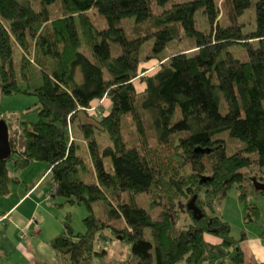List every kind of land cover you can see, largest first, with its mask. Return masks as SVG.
I'll return each instance as SVG.
<instances>
[{
	"label": "trees",
	"instance_id": "obj_1",
	"mask_svg": "<svg viewBox=\"0 0 264 264\" xmlns=\"http://www.w3.org/2000/svg\"><path fill=\"white\" fill-rule=\"evenodd\" d=\"M2 95L36 102L0 110L13 149L0 193L42 161L57 207L88 209L85 230L69 211L50 241L60 261L93 264L99 240L121 238L128 264H243L249 234L218 203L243 168L246 217L261 220L264 0H0Z\"/></svg>",
	"mask_w": 264,
	"mask_h": 264
},
{
	"label": "crops",
	"instance_id": "obj_2",
	"mask_svg": "<svg viewBox=\"0 0 264 264\" xmlns=\"http://www.w3.org/2000/svg\"><path fill=\"white\" fill-rule=\"evenodd\" d=\"M47 173L14 186L9 194L0 193V264H68L58 259L50 241L63 229L65 214L50 195ZM36 216L41 226L36 231L31 217ZM231 222V220H229ZM262 230L246 238L257 255V264L264 262V237Z\"/></svg>",
	"mask_w": 264,
	"mask_h": 264
},
{
	"label": "rangeland",
	"instance_id": "obj_3",
	"mask_svg": "<svg viewBox=\"0 0 264 264\" xmlns=\"http://www.w3.org/2000/svg\"><path fill=\"white\" fill-rule=\"evenodd\" d=\"M255 20L256 12L255 6L249 9L248 12L241 18L242 22ZM248 28L250 25L247 26ZM150 43L145 45V52L149 49ZM240 56H243L238 50H234ZM157 64V61H150L146 66L153 67ZM36 102L33 96L26 95H2L0 96V110L3 115L7 117L15 116L13 114L23 113L29 106H32ZM97 115L95 109H91L88 116L92 117ZM93 119V118H92ZM17 128V124H14L13 130ZM49 164L42 161L33 162L28 168L15 171L14 174L20 176H26L28 180H31L32 176L40 178L45 172H48ZM244 178V169L239 168L234 171V174L228 184V192L223 197L221 202L218 203V209L222 211L223 216L231 220L232 232L240 238L242 234L248 233L249 237L254 235L256 230H264V195L259 197H250L249 201L256 203L260 206L262 211L261 220L259 223L250 222L246 217L245 203H244V191L242 187V181ZM73 213L74 224L77 230H85L84 218L88 215V209L85 204H68L60 210L65 215L67 212ZM34 217H36L34 215ZM36 231H40L41 226L35 227ZM106 248L108 253L105 256H98L95 258L93 264H128L133 253V245L131 242L122 240L121 238H111L108 240L101 239L97 242V248ZM245 252V261L243 264H257L258 257L253 252L248 242L242 243L241 246ZM234 264V263H228Z\"/></svg>",
	"mask_w": 264,
	"mask_h": 264
},
{
	"label": "water",
	"instance_id": "obj_4",
	"mask_svg": "<svg viewBox=\"0 0 264 264\" xmlns=\"http://www.w3.org/2000/svg\"><path fill=\"white\" fill-rule=\"evenodd\" d=\"M13 149L11 143V131L7 120L3 117H0V158L8 159L12 156ZM252 181L257 189V191L264 192V181L259 180L256 176L252 177ZM196 198L194 197L189 203V208L194 210L195 216L200 219L203 217V212L196 204Z\"/></svg>",
	"mask_w": 264,
	"mask_h": 264
},
{
	"label": "built area",
	"instance_id": "obj_5",
	"mask_svg": "<svg viewBox=\"0 0 264 264\" xmlns=\"http://www.w3.org/2000/svg\"><path fill=\"white\" fill-rule=\"evenodd\" d=\"M30 220H31L32 223H35V227H36V226H40V224L38 223L36 217H31Z\"/></svg>",
	"mask_w": 264,
	"mask_h": 264
}]
</instances>
